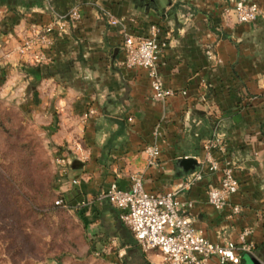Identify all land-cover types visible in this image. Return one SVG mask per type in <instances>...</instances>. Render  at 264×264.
<instances>
[{"label":"crops","instance_id":"0c3cea01","mask_svg":"<svg viewBox=\"0 0 264 264\" xmlns=\"http://www.w3.org/2000/svg\"><path fill=\"white\" fill-rule=\"evenodd\" d=\"M256 1L264 12V0ZM231 5L230 0H0V67L23 74L31 102L52 104L73 122L65 135L79 134L81 151L63 167L81 217L98 234L119 240L138 264L165 263L158 251H142L118 209L99 198L111 183L127 189L134 172L148 192L175 191L193 201V225L212 242L236 241L249 227L254 248L237 264H247L246 254L253 264L264 263V15L238 23L226 10ZM74 7L80 19L49 35L50 60L27 63L17 47L31 26L46 25ZM152 26L166 40L158 58L164 85L176 91L164 101L152 97L144 69L124 65V38L151 36ZM89 109L93 113L80 124ZM215 135L226 142L238 183L221 210L206 201L219 174L199 162L202 142ZM151 143L160 149L155 166H148L143 152ZM182 158L194 161L185 166ZM197 171L201 180L187 185ZM232 204L241 210L228 218Z\"/></svg>","mask_w":264,"mask_h":264},{"label":"rangeland","instance_id":"374dc122","mask_svg":"<svg viewBox=\"0 0 264 264\" xmlns=\"http://www.w3.org/2000/svg\"><path fill=\"white\" fill-rule=\"evenodd\" d=\"M29 93L21 72L0 67V264H138L119 240L81 217L61 162L81 151L80 136L65 135L73 122L52 104L31 102ZM88 118L81 115L80 124Z\"/></svg>","mask_w":264,"mask_h":264},{"label":"built area","instance_id":"2783aa9c","mask_svg":"<svg viewBox=\"0 0 264 264\" xmlns=\"http://www.w3.org/2000/svg\"><path fill=\"white\" fill-rule=\"evenodd\" d=\"M232 5L226 10L238 23L255 22L264 15L256 0H230ZM81 15L77 7L64 15H56L55 20L46 24H33L29 34L24 37L17 47V52L26 62L42 64L51 58L53 40L49 36L55 28L64 31L68 21L74 22ZM117 21L111 20L112 24ZM157 28L152 26V35L135 39L126 36L123 41L125 53L124 65L128 68L138 67L146 71L152 92L156 100L164 101L176 91L164 85L159 71L158 58L166 40L156 35ZM185 94L184 90L180 91ZM93 110L82 114L87 118ZM158 125L153 131L158 136ZM203 155L199 161L202 168L209 173H218L219 180L210 185L206 191V201L215 209L221 210L230 205V199L238 189L234 176L235 164L227 158V145L223 137L215 135L202 142ZM143 152L148 166L158 163L160 149L156 143L145 146ZM59 161V160H58ZM65 166L69 159H61ZM201 172H194L188 179L187 185L201 180ZM130 186L120 189L115 183L99 194L100 199L112 203L119 212L120 220L131 231L136 244L145 252L158 251L165 264H237L241 255L252 253L254 243L248 239L252 230L244 227L236 241H210L202 232L195 228L190 214L193 206L191 200H181L175 191L162 193L148 192L143 187V178L139 173H130ZM76 183V180L72 181ZM59 203V201H57ZM239 205L232 204L227 215L232 218L240 212Z\"/></svg>","mask_w":264,"mask_h":264},{"label":"trees","instance_id":"16d2710c","mask_svg":"<svg viewBox=\"0 0 264 264\" xmlns=\"http://www.w3.org/2000/svg\"><path fill=\"white\" fill-rule=\"evenodd\" d=\"M57 201H59V203H57ZM55 203L57 205H62L64 203V196H63V192L61 191V193H58V195H56V199H55ZM93 246V244L91 245V247ZM93 249L90 248V252Z\"/></svg>","mask_w":264,"mask_h":264},{"label":"water","instance_id":"95a60500","mask_svg":"<svg viewBox=\"0 0 264 264\" xmlns=\"http://www.w3.org/2000/svg\"><path fill=\"white\" fill-rule=\"evenodd\" d=\"M194 160H192V158H182L181 159V163H182V165H185V166H191L192 165V162H193Z\"/></svg>","mask_w":264,"mask_h":264}]
</instances>
